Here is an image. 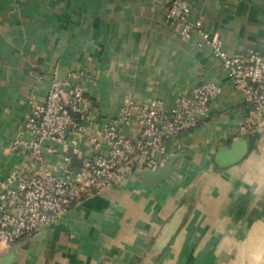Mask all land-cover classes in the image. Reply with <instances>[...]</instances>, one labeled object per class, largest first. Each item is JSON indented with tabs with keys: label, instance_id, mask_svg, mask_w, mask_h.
Here are the masks:
<instances>
[{
	"label": "crops",
	"instance_id": "crops-1",
	"mask_svg": "<svg viewBox=\"0 0 264 264\" xmlns=\"http://www.w3.org/2000/svg\"><path fill=\"white\" fill-rule=\"evenodd\" d=\"M188 2L190 18L227 55L264 52V0ZM199 40L165 21L164 0H0V186L25 158L9 147L28 99L43 101L55 67L61 77L93 75L76 81L92 119L86 134L41 144V170L58 175L66 154L75 168L93 153L103 124L128 101L170 107L201 82L221 88L200 125L167 141L159 163L173 160L166 179L126 172L0 264H264V126L240 131L248 109ZM125 132L135 138V124ZM237 144L244 155L231 163Z\"/></svg>",
	"mask_w": 264,
	"mask_h": 264
},
{
	"label": "built area",
	"instance_id": "built-area-1",
	"mask_svg": "<svg viewBox=\"0 0 264 264\" xmlns=\"http://www.w3.org/2000/svg\"><path fill=\"white\" fill-rule=\"evenodd\" d=\"M164 1L165 21L183 39L198 36L200 45L221 60L248 109L240 131L246 133L264 124V52L251 49L227 55L222 40L210 36L200 19L190 18L188 0ZM50 75L43 101L33 96L28 99V111L9 147L11 152L22 151L25 158L0 186V256L59 220L74 204L120 184L126 172L158 167L167 141L200 125L207 118L212 99L221 91L217 83L204 81L189 95L177 97L170 107L157 98L142 104L128 101L118 116L103 124L93 153L75 168L66 154L58 175L41 170V144L45 140L63 141L72 131L82 137L86 134L92 119L85 108L84 90L76 81L90 82L93 75L72 71L61 77L57 68ZM131 123L135 124V138L125 132Z\"/></svg>",
	"mask_w": 264,
	"mask_h": 264
},
{
	"label": "water",
	"instance_id": "water-1",
	"mask_svg": "<svg viewBox=\"0 0 264 264\" xmlns=\"http://www.w3.org/2000/svg\"><path fill=\"white\" fill-rule=\"evenodd\" d=\"M264 124H259V126L257 128H255L256 130L257 129H261V127H263ZM254 129V130H255ZM232 150V153H233V157L231 158L232 162L231 163H236L238 162L242 156L244 155L243 151L244 149L242 150L240 148V145L237 144L235 145L234 147L231 148ZM172 163H173V160H168L164 165L162 166H158L156 167L155 169H152V170H146L145 171V176H146V179L151 181V182H159V181H163L164 179H166L168 177V175L170 174L171 172V169H172ZM40 233V232H39ZM38 234V233H37ZM36 234V235H37ZM35 236V235H34ZM33 237V236H32ZM12 250V249H11ZM10 250V251H11ZM10 251L2 256H0V260L5 258L7 255L10 254Z\"/></svg>",
	"mask_w": 264,
	"mask_h": 264
},
{
	"label": "rangeland",
	"instance_id": "rangeland-1",
	"mask_svg": "<svg viewBox=\"0 0 264 264\" xmlns=\"http://www.w3.org/2000/svg\"><path fill=\"white\" fill-rule=\"evenodd\" d=\"M201 20V19H200ZM202 22V21H201ZM203 24V23H202ZM203 27H204V25H203ZM205 29V28H204ZM251 50V49H250ZM55 68H57L58 69V67H55Z\"/></svg>",
	"mask_w": 264,
	"mask_h": 264
},
{
	"label": "trees",
	"instance_id": "trees-1",
	"mask_svg": "<svg viewBox=\"0 0 264 264\" xmlns=\"http://www.w3.org/2000/svg\"><path fill=\"white\" fill-rule=\"evenodd\" d=\"M71 164H72V160H71ZM79 167V166H78Z\"/></svg>",
	"mask_w": 264,
	"mask_h": 264
}]
</instances>
